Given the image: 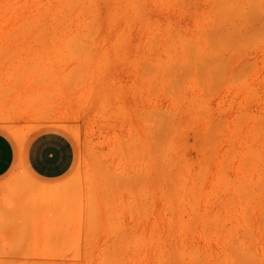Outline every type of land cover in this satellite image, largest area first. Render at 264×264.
Returning <instances> with one entry per match:
<instances>
[{"label":"rangeland","instance_id":"1","mask_svg":"<svg viewBox=\"0 0 264 264\" xmlns=\"http://www.w3.org/2000/svg\"><path fill=\"white\" fill-rule=\"evenodd\" d=\"M0 127L79 149L0 183V264H264V0H0Z\"/></svg>","mask_w":264,"mask_h":264},{"label":"crops","instance_id":"2","mask_svg":"<svg viewBox=\"0 0 264 264\" xmlns=\"http://www.w3.org/2000/svg\"><path fill=\"white\" fill-rule=\"evenodd\" d=\"M79 149L73 136L59 128H42L18 138L0 127V183L18 171L42 184H56L76 169Z\"/></svg>","mask_w":264,"mask_h":264}]
</instances>
